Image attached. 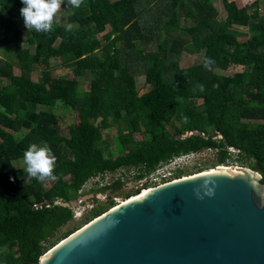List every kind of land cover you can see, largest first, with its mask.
<instances>
[{"label": "trees", "instance_id": "1", "mask_svg": "<svg viewBox=\"0 0 264 264\" xmlns=\"http://www.w3.org/2000/svg\"><path fill=\"white\" fill-rule=\"evenodd\" d=\"M258 4L228 13V23L246 26L241 36L217 20L208 0H85L79 9L65 0L76 30L55 21L51 33L25 35L21 0H0V49L15 46L21 68L13 73L14 63L0 56V264H38L47 240L73 219L70 208L55 202L86 196L81 188L104 171L138 168L134 176L140 179L174 157L204 149L215 151L223 164L227 148H233L242 157L238 161L264 179V14ZM95 41L101 56L94 53ZM201 51L203 61H215L211 70L203 61L179 66L183 52ZM225 55L240 59L243 71L216 74L228 68ZM51 59L75 66L74 76L46 74L43 83L33 81L32 73ZM137 76L148 87L142 94ZM5 78L9 83L3 85ZM48 83L52 90L43 88ZM56 102L75 114L65 138L53 116L33 110ZM172 121L183 125L170 134L165 125ZM109 126L116 135L103 138ZM19 129L26 133L15 141L12 133ZM213 132L218 138L210 137ZM67 140L73 145L65 147ZM31 143L49 146L56 156L53 191L23 172V153ZM17 161L22 166L15 167ZM120 185L117 179L104 190Z\"/></svg>", "mask_w": 264, "mask_h": 264}, {"label": "water", "instance_id": "2", "mask_svg": "<svg viewBox=\"0 0 264 264\" xmlns=\"http://www.w3.org/2000/svg\"><path fill=\"white\" fill-rule=\"evenodd\" d=\"M223 167L122 201L38 264H264V179L248 168ZM92 198L59 205L73 210Z\"/></svg>", "mask_w": 264, "mask_h": 264}, {"label": "rangeland", "instance_id": "3", "mask_svg": "<svg viewBox=\"0 0 264 264\" xmlns=\"http://www.w3.org/2000/svg\"><path fill=\"white\" fill-rule=\"evenodd\" d=\"M213 8L216 11L217 20L220 23L225 24L226 27L230 29H234L239 33V35H243L246 33L247 28L246 26H236L228 23L227 15L230 11L237 10L245 5H249L254 0H208ZM258 13L262 16L264 14V0H259L258 4ZM72 10L71 8L61 6L60 11L57 14L56 21L59 24L67 26L69 23L68 17L71 14ZM186 25H190L189 20H185ZM72 30H76L78 28V24H71ZM30 31L24 27L23 33L25 35L29 34ZM105 32L101 33L98 37L101 38ZM240 35V36H241ZM244 39V37L238 38L239 40ZM96 46L94 53L97 56H101L100 46L97 45V41L94 43ZM205 54L204 51H201L197 54H187L183 52L180 56L179 66L180 67H188L191 65H195L198 63H201L203 61V55ZM0 56L6 59L9 62H13V73L20 74L21 68L17 64V49L13 45H7L3 46L0 49ZM224 59L228 61V68L225 71H219L215 70V73L218 75L223 76H232L236 73H241L244 69L243 62L238 59L235 56L232 55H225ZM75 73V66H64L61 64L60 59H51L48 63H43L41 66H39L33 73H32V80L35 82L43 83V77L44 75L48 74L52 79H60V78H72ZM79 86L81 90H87L88 84L84 82L82 79L78 80ZM9 83V79L5 78L2 79V84L6 85ZM136 83V89L138 94H142L148 90L147 85L144 84V80L142 76H137L135 78ZM45 90H52L53 85L50 83L46 84L43 87ZM199 101H197L198 103ZM30 110V109H29ZM36 111L40 116L44 115L45 118H48L47 116H53L56 120L60 137L65 138V135L68 132L69 126L74 124V112L72 109H70L67 105L61 104V103H54V104H47L44 106H37L33 109ZM257 122L253 121L251 123L255 124ZM183 123L172 121L165 125V130L173 134L174 130L178 127H181ZM26 133V130L19 129L16 131V133L13 134V138L15 141H18L21 139L24 134ZM116 135V128L115 126H109L108 129L102 130V137H115ZM187 133L181 135L186 136ZM218 138V136H216ZM52 141H57L56 139H53ZM10 144V143H9ZM65 147L72 146L73 143H70L65 141L63 143ZM104 150V148H102ZM228 152V151H227ZM104 153V152H103ZM241 155L237 152L230 153L228 152V158L223 164H218L216 162V152L211 149H204L200 150L198 153L195 154L194 158L191 161L180 163L176 166H166V173L164 178H159L154 182H151L149 179L151 177L146 176L143 179H135V176L133 175L131 178H124L122 182V186L118 188L116 191L106 192L105 196H102L100 194V190H97L95 188L90 187L91 181H88L85 183V185L81 188L79 191V194L82 195H92L93 198L82 201L77 207H75L73 210L78 213L79 216L77 218L74 217L69 223H67L65 226L60 228L51 238L47 240V242L44 244L45 252L49 251L52 247H54L56 244L61 242L67 234L71 232H75L79 228L83 227L85 224L96 218L95 216L97 214H102L103 212L109 210V202L107 201L110 198L117 197L119 199H126L128 196H133L135 194L139 193L140 189L145 188H151L157 183H166L171 180L179 179L182 177L191 176L197 173H201L204 171H209L212 169H215L219 166H232V167H241V168H248L250 169L248 162L241 164L238 160L241 159ZM242 160V159H241ZM240 160V161H241ZM167 163V162H166ZM15 167L22 166V162L17 161L14 162ZM68 177L64 178L66 181ZM57 182H50L45 181L43 182L44 188L50 191H53V185Z\"/></svg>", "mask_w": 264, "mask_h": 264}, {"label": "clouds", "instance_id": "4", "mask_svg": "<svg viewBox=\"0 0 264 264\" xmlns=\"http://www.w3.org/2000/svg\"><path fill=\"white\" fill-rule=\"evenodd\" d=\"M85 0H67V5L73 9H79L84 5ZM22 7L19 13L23 18V24L28 31L48 34L54 30V24L61 6L65 0H21ZM72 25L66 26V31H71ZM215 63L209 57H205L203 66L211 70ZM201 90H203L201 86ZM186 119V118H185ZM75 161V157H72ZM23 172L30 179L38 182H55L57 175L54 174L56 169V156L47 145L31 143L23 153ZM11 179V178H10Z\"/></svg>", "mask_w": 264, "mask_h": 264}, {"label": "built area", "instance_id": "5", "mask_svg": "<svg viewBox=\"0 0 264 264\" xmlns=\"http://www.w3.org/2000/svg\"><path fill=\"white\" fill-rule=\"evenodd\" d=\"M227 151L230 152V153H233V152H237V150L233 149V148H227ZM198 153V152H193V153H188V154H185V155H179L177 157H174L172 159H170L169 161H167V163H163V164H160L158 166H156L154 168V170L150 171L149 173H147L146 175L142 176V179L146 176H149L151 177L149 180L151 182H154L156 181L157 179H161V178H164L165 176V173H166V166H176L180 163H185V162H188V161H191L195 154ZM138 171V168H130V169H117L115 170L114 172H108V171H104L102 173H99L93 177H91L88 181H91V186L92 188H95L97 190H100V195L102 196H105L106 195V192H108V190H104L106 187L110 186L115 180L119 179L120 182H121V185L120 187L123 185L122 182H123V179L124 178H131L133 177V175H135V173ZM141 180V179H140ZM87 181V182H88ZM86 182V183H87ZM164 184V183H162ZM161 185V183H157L155 184L154 186H152L150 189L156 187V186H159ZM119 187V188H120ZM145 189H148L150 190L149 188H145ZM143 189H140L139 190V194L140 192H142ZM137 195V194H135ZM134 196V195H133ZM132 197V196H131ZM130 196H128L126 199L128 198H131ZM126 199H119L117 197H114V198H110L108 200L112 201L113 203V206H116L118 205L119 203H121L122 201H125ZM56 205H59V202H55ZM73 212V219L74 217L77 218L78 213L75 212V210H72Z\"/></svg>", "mask_w": 264, "mask_h": 264}, {"label": "bare ground", "instance_id": "6", "mask_svg": "<svg viewBox=\"0 0 264 264\" xmlns=\"http://www.w3.org/2000/svg\"><path fill=\"white\" fill-rule=\"evenodd\" d=\"M216 169H225V167H223V166H219V167H217ZM147 191H149L148 189H143L142 190V192H140V194L138 193L137 195H134V196H132V197H137L138 195H141V194H143V193H145V192H147ZM131 197V198H132Z\"/></svg>", "mask_w": 264, "mask_h": 264}]
</instances>
